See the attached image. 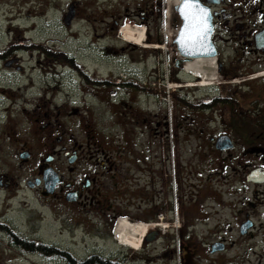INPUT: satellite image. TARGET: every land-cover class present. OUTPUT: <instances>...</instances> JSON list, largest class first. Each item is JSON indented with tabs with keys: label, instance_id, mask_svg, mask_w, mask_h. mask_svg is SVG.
I'll list each match as a JSON object with an SVG mask.
<instances>
[{
	"label": "flooded vegetation",
	"instance_id": "1",
	"mask_svg": "<svg viewBox=\"0 0 264 264\" xmlns=\"http://www.w3.org/2000/svg\"><path fill=\"white\" fill-rule=\"evenodd\" d=\"M37 2L45 10L63 6L61 20L68 29L81 20L90 46L101 45L108 38L118 40L121 33L126 41L122 50L136 57L120 63V70L103 73L76 60V53L70 57L58 52L63 50L60 48L57 52L37 48L41 55L55 54V64L63 59L62 68L71 69L81 82L59 86V91L33 90L23 76V58L32 56L29 46H37L35 42L41 39L25 37L30 30L19 27H15L19 38H6L14 28L13 22H5L0 42V212L3 202L2 207L5 201L10 205L0 217L6 216L10 207L19 208L26 213L22 223L27 229L24 233L18 227L10 230L3 221L0 229L18 249L20 264H99L102 260L124 264L126 252L105 256L99 246L92 247L94 238L109 239L108 221L124 217L152 225L149 239L157 240L173 234V226L161 228L167 227L162 224L165 221L168 226L174 224V216L183 218L184 238H189L179 251L183 264L200 256L220 264L222 254L226 255L224 264H264L263 257L254 263L245 257L239 261L232 249L237 244L234 248L240 250L255 233H264V75L250 79L264 73V0H191L197 3L198 14L195 20L190 17L185 22L198 21L203 35H208L211 57L198 59L211 63L216 85L208 89L214 90L212 93L204 92L198 99L177 95L174 101L186 112L201 116L194 127L198 132L187 134L183 141L196 142L191 156L197 158L199 174L206 173L203 183L193 186L188 202L181 198V215L178 205L173 209L166 193L156 190L157 150L152 143L137 145L134 137L101 139L88 129L91 113L88 109L83 114L81 107L109 101L120 111L127 110L124 115L133 120L140 114L141 104L146 108L150 102L156 105L159 90L149 82L151 67L156 64L150 62L162 57L159 45L174 46L185 17L181 15H185V0ZM81 6L86 8L83 16ZM127 25L142 29L140 43L126 39ZM193 59L177 58L180 67ZM49 70L53 76L60 73L55 67ZM177 70L181 72V68ZM236 80L247 81L239 85ZM242 86L249 93H241ZM175 95L168 97L174 100ZM206 112L218 116L219 131H207ZM154 118L157 126L156 114ZM222 137L229 148L220 150L217 144ZM47 215L58 224L57 235L51 239L42 235ZM257 220L261 225L256 226ZM94 221L98 222L96 235ZM232 236L240 240L225 239ZM195 237L200 238L201 248H192V252L190 242Z\"/></svg>",
	"mask_w": 264,
	"mask_h": 264
},
{
	"label": "rangeland",
	"instance_id": "2",
	"mask_svg": "<svg viewBox=\"0 0 264 264\" xmlns=\"http://www.w3.org/2000/svg\"><path fill=\"white\" fill-rule=\"evenodd\" d=\"M56 7L52 10H45L38 4L37 0H0V40L6 31L4 30L7 27L6 21L13 22L11 27L14 28L11 34L4 35L6 38L13 36L19 38V32L15 29V27H19L20 29L30 30L25 37L36 38V40L41 39L35 42V44L38 43L37 46H29L31 47L30 50H33L31 52L32 56L27 58L28 56L25 55V58H23V68L25 71L23 76L29 79L33 90L41 88L46 91H59V86L65 88L66 86H74V84H80L81 82V79L75 73L70 72L71 69L62 68L64 65L63 59L60 62L54 60L57 63L55 64L53 62L55 54L50 52L51 54H48V56L41 55L37 48L47 47L56 52V49L60 48L63 50H58V52L68 53L70 57L76 53V60L84 63L89 69L95 68L103 73L113 69L120 70L118 69L120 63H128L131 58L136 57V55L132 57L128 50H122L125 47L123 44L126 42L122 38V35L118 37V40L108 38L110 40L101 45L90 46L85 41L89 36L87 35V30L81 27V20L76 21L71 29L66 28L62 23L60 12L64 7L62 6L60 10L56 9ZM80 14L81 16L86 14L84 6H81ZM165 37H169L168 34ZM44 41L46 43H43ZM139 48L142 49L144 47L139 46ZM163 49L162 57L159 56L157 61L150 62L151 65L156 64L154 69L153 66L151 67L152 74L149 80L151 87H156L159 90L156 105L150 102L148 108H146L141 104L142 109L140 114L133 120L131 117L124 115V112L126 113L127 110L120 111L117 105L111 104L109 101L102 104H93L90 108L83 109L81 105L80 107L83 114L89 109L91 117H89L90 128L88 129H91V133L97 134L101 139L102 137H119L120 140L121 137H134L137 145L144 144L145 142L148 143L149 141L152 143L153 148L157 150V160L154 165L158 182L156 190L159 193H166L169 202L170 199L173 201V209L176 210V206L178 205V211L181 215V198L184 196L186 202H188V196H191L193 186L197 185V182L203 183V176L206 173L199 174V171L196 169L198 165L197 158L191 156L192 153L190 151L194 148L196 142L192 140L189 142L183 141L187 139V134L198 132L194 127H197V121L201 120V116L186 112L182 106H179L174 101L178 99L177 95L180 97H190V100H192V97L198 98L204 92L212 93L214 90H193L182 87L186 82H197V79L189 77V74L182 71L179 72L175 68L176 49L174 46H171L169 43ZM54 64L55 66H53ZM54 67L60 73H55L53 76L49 69H54ZM144 68L145 66L143 65L140 67L142 87H144L145 83ZM215 83L216 81H214ZM178 85L181 87H176ZM210 85H213V83L208 86ZM239 91H242L241 93H249L243 86ZM172 93L176 94L174 100L172 97H168ZM155 114L158 120L157 126L155 125ZM205 117L209 120V123L206 125L208 132L214 133L220 130L221 126L218 125V116L216 114L206 112ZM83 119H86L85 115H83ZM165 122L167 126H164ZM192 122L195 125H192ZM165 137H168V139ZM215 187L217 188L218 185L216 184ZM2 204L0 213H3L6 209L5 207L10 205L6 201L3 207ZM17 209L19 208L13 209V207H10L8 214L0 217L2 219L0 221L6 223L10 230H15L18 227V229L22 230L21 233H24L23 230H26L27 226H24L22 222L26 218V213L21 209H19L20 211ZM116 218L118 219L119 217ZM116 218L113 220L114 222ZM113 221H108V224L110 225ZM173 221L174 224L171 226H168L167 221L162 222L167 227L161 228L172 229L173 226V234L170 236L166 234L157 240L143 243L138 251L121 245L118 246V243H115L110 236L108 240L104 238L103 241L94 238L92 247L95 249L99 246L101 249L99 251L105 256L118 254L119 251L126 252L124 264H183L179 251L182 243L189 240V238L187 240L184 238L186 227L183 226V218L180 217L177 220L176 216H174ZM255 223L258 226L262 222L257 220ZM97 225L98 222L94 221L93 230L95 235L98 229ZM100 227L102 228V222ZM41 228L44 229L42 235L46 239H51L57 235L58 224L52 216H46ZM107 234L108 230L105 228L104 235ZM225 239L234 243L236 240H240L235 236ZM206 241H209V239ZM190 243L192 252L200 250V238H192ZM247 243L246 247H242L240 250L234 248L237 244L232 248L233 251L238 253L237 257L239 261L244 257L247 261L253 263L260 257H263L260 260H264V233H255V236ZM192 248L195 249L193 250ZM129 254H131V258L127 257ZM19 255L18 249L11 245L9 237L0 229V264H20ZM224 257L226 255L222 254L220 264L225 263L226 259ZM196 258L191 264H216L214 259H207L203 256Z\"/></svg>",
	"mask_w": 264,
	"mask_h": 264
},
{
	"label": "bare ground",
	"instance_id": "3",
	"mask_svg": "<svg viewBox=\"0 0 264 264\" xmlns=\"http://www.w3.org/2000/svg\"><path fill=\"white\" fill-rule=\"evenodd\" d=\"M136 28L131 27L129 25H127L125 28V31L127 32V34H125L126 39L130 40L135 45L140 43L141 38L144 37L142 33V29H136ZM120 35L122 34L120 33ZM193 61L194 62L190 61L191 63L189 62L186 63L184 65V68L182 69V72L189 74L188 75L189 77L197 79L196 80L197 82H195L198 83L197 87H207L209 84L214 83L215 78L211 71V63H208L206 62V60L198 59V58L194 59ZM214 68H215V64H214ZM258 74H255L258 75V77L256 76L257 78H260L261 76L264 75V73L262 72ZM250 79H256V78L252 77ZM247 80L236 81L235 83L240 84ZM176 87H181V86L178 85ZM151 228L152 225L146 226V224L145 223L143 224L142 222L134 223V222H130L126 218H119L114 225V235H113L115 237L114 240L121 246L128 247L130 249L138 251L139 245L142 242L144 235Z\"/></svg>",
	"mask_w": 264,
	"mask_h": 264
},
{
	"label": "water",
	"instance_id": "4",
	"mask_svg": "<svg viewBox=\"0 0 264 264\" xmlns=\"http://www.w3.org/2000/svg\"><path fill=\"white\" fill-rule=\"evenodd\" d=\"M192 3L194 4V8L192 9V11L195 13L196 16L198 14V11L195 10V8L197 7V3ZM181 15L185 16L183 13H181ZM70 19L71 17L66 20L67 24H69ZM174 45L179 56L184 59H196L202 58V56L211 57L210 54H212L208 41V35H203L202 31L198 27V21L187 23L185 22V17L183 18V23L177 32L176 38L174 40ZM180 62V60H177L175 62V68H180ZM225 144L226 139L224 137L218 139V149L223 150L229 148L225 146ZM149 235L146 236L145 241L152 240L149 239Z\"/></svg>",
	"mask_w": 264,
	"mask_h": 264
},
{
	"label": "snow or ice",
	"instance_id": "5",
	"mask_svg": "<svg viewBox=\"0 0 264 264\" xmlns=\"http://www.w3.org/2000/svg\"><path fill=\"white\" fill-rule=\"evenodd\" d=\"M194 8V4L191 2V0H185L184 2V10H185V18H192L193 20L196 19L195 13L192 11V9ZM203 11V10H201ZM198 35V33H197Z\"/></svg>",
	"mask_w": 264,
	"mask_h": 264
},
{
	"label": "trees",
	"instance_id": "6",
	"mask_svg": "<svg viewBox=\"0 0 264 264\" xmlns=\"http://www.w3.org/2000/svg\"><path fill=\"white\" fill-rule=\"evenodd\" d=\"M179 102L183 104V103H185V100L179 99ZM195 110H197V108ZM112 224H113V222L109 226V232L111 231ZM94 264H98V262L97 263H94ZM99 264H112V262H106V260H102V262H100Z\"/></svg>",
	"mask_w": 264,
	"mask_h": 264
}]
</instances>
